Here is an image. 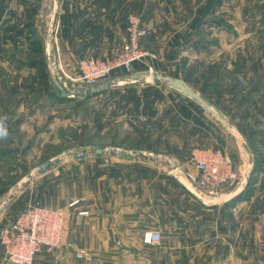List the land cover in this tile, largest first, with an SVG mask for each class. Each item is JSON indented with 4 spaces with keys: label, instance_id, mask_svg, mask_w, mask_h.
Returning a JSON list of instances; mask_svg holds the SVG:
<instances>
[{
    "label": "crops",
    "instance_id": "obj_1",
    "mask_svg": "<svg viewBox=\"0 0 264 264\" xmlns=\"http://www.w3.org/2000/svg\"><path fill=\"white\" fill-rule=\"evenodd\" d=\"M133 1L0 0V43H23L26 37L45 35L43 62L26 66L50 70L45 42L52 30L55 36H50V56L56 65L68 63L74 70L80 58H104L120 42L125 33L127 6ZM223 2L219 0V6ZM232 19L234 24L226 20L215 24L222 27L220 31L229 28L231 38H235L228 63L223 66L219 62L222 51L218 52L215 46L213 54L219 58L202 62L200 69H208L213 63L215 69L229 73L226 99L234 103L229 115L223 111L222 116L246 139L258 166L244 192L233 201L215 204H204L189 192L182 181L187 182L185 171H194L188 162L192 150L223 149V145H215L217 134L205 126L196 129L183 115H179L178 121L176 116L172 117L169 145L176 141L178 144L173 149L175 154L169 153L168 158L177 165V172L167 158L124 159L107 154L75 159L70 166H63V160L54 168L52 185L37 180L41 193L52 196L50 200L43 198L41 205L64 209L66 215L62 245L52 252L40 250L34 264H264V39H258V44L248 45V41L240 45L241 33L235 27L239 19L234 15ZM260 33L264 35V31ZM197 49L202 55L207 48L199 42ZM0 52L3 55L4 51ZM132 68L134 72H147L137 64ZM219 76L215 74L216 80ZM222 76L226 82L227 77ZM234 116L241 121L235 122ZM0 118L7 129V136L0 138V161H6L10 147L17 145L15 132L22 131L27 121L21 116L14 122L6 109L0 111ZM251 123L254 130L247 132ZM178 130L183 134L181 138L172 136ZM233 156L234 160L243 161L237 141ZM159 159H167L169 167ZM64 169L69 170L64 172L69 175L58 177ZM49 170L39 176L43 181L48 179ZM238 187H231L219 199ZM6 193L0 195V205ZM75 199L79 202L69 207ZM7 205L0 220L7 214ZM146 230H158L162 236L160 243L144 244L142 234ZM81 251L83 256L77 257Z\"/></svg>",
    "mask_w": 264,
    "mask_h": 264
},
{
    "label": "rangeland",
    "instance_id": "obj_2",
    "mask_svg": "<svg viewBox=\"0 0 264 264\" xmlns=\"http://www.w3.org/2000/svg\"><path fill=\"white\" fill-rule=\"evenodd\" d=\"M208 1L129 2L126 16L136 14L141 17L145 30L142 47L153 54V57L136 61L132 66L137 64L147 72L150 71V67L151 71L159 74V78L152 85L123 86L84 101L59 100L60 90L52 82L54 76L62 85L67 84L74 88L82 85L66 78L59 68L51 74L46 67L26 66L43 62L46 56L43 51L45 35L26 37L23 43L17 41L7 42L5 45L0 43L2 47L0 51H4L3 55L0 52V111L6 109L11 112V119L14 122L21 116L27 121L22 131L15 132L17 145L10 147L6 161H0V195L7 191L1 204L9 205L7 214L0 220V225L12 221L14 215L31 204H42V199L46 197L50 200L52 196L41 193L37 180H42V184L52 185L55 167L49 170L46 181H43L40 175H35L25 190H21L25 185L23 184L15 193L8 191L28 171L56 154L64 151L75 153L76 150L88 146L114 145L121 149L151 150L167 157L169 153L174 155L173 149L177 147L178 142L169 145V122L175 116L174 119L178 121L179 115H183L190 119L191 126L196 128L203 125L207 130L217 134V144H214L223 145V150L234 158L233 150L237 137L242 135L232 128V124L230 126L231 121H226L223 116L219 118L213 116L194 100L170 87L168 78L182 79L203 98L208 99L226 114L230 113L231 104L234 102L226 99L229 96V73L224 72L222 68L215 69L211 62L208 69L200 67L203 65L202 62H209L216 57H220L219 62L224 66L228 63L232 47L236 45L229 28L220 31L222 27L215 26L218 21L226 20L228 24H234L233 15L239 19L235 27L241 33L238 40L242 46L248 44V41V45H252L258 44V39H264V35L260 33L264 31V0H224L220 6L219 1L213 6L210 5L211 1ZM248 29L255 32H247ZM49 35L54 37L55 32L51 30ZM199 42L207 48L203 50L202 55H199L197 49ZM118 45L119 43L112 51ZM215 46H218V52L222 51L219 57L213 54ZM86 56L100 58L95 55ZM68 67L69 74L76 73L70 65ZM129 73H134L133 68L130 72L118 70L113 76ZM215 74L220 75L217 80ZM221 75L227 77L226 82H223ZM221 92H224V95ZM221 97L225 99L220 100ZM187 101L190 103L186 104ZM233 119L235 122L241 121L236 116ZM253 126V123L248 125L247 132L254 130ZM172 136L181 138L183 134L178 130L172 133ZM107 156L116 157L115 154ZM65 160L63 166H70V162L76 161L74 158ZM163 160L165 161L161 159L160 163L169 167V161ZM233 161L240 172L241 181L245 170L244 161L234 159ZM64 172L69 170L63 171L58 177L62 178L63 174L69 175ZM240 181L234 187L239 185Z\"/></svg>",
    "mask_w": 264,
    "mask_h": 264
},
{
    "label": "built area",
    "instance_id": "obj_3",
    "mask_svg": "<svg viewBox=\"0 0 264 264\" xmlns=\"http://www.w3.org/2000/svg\"><path fill=\"white\" fill-rule=\"evenodd\" d=\"M144 34L141 17L129 14L125 20L124 36L109 56L80 58L76 73H68L67 63L58 62L57 69L69 80L86 86L104 81L118 70L130 72L134 62L153 57L142 47ZM188 162L194 171H185L184 178L207 203H218L221 195L240 181V172L233 159L219 147H195ZM78 202V199L73 200L69 207ZM65 215L64 209L36 203L27 206L14 220L1 224L0 264H34L40 250L52 252L59 248L64 238ZM161 238L158 230H146L142 234V242L148 245L159 244ZM76 255L82 257L83 252Z\"/></svg>",
    "mask_w": 264,
    "mask_h": 264
},
{
    "label": "water",
    "instance_id": "obj_4",
    "mask_svg": "<svg viewBox=\"0 0 264 264\" xmlns=\"http://www.w3.org/2000/svg\"><path fill=\"white\" fill-rule=\"evenodd\" d=\"M46 51L48 54V66L52 72H55L57 69V65L54 59L50 56L52 52L51 44H50V36L47 37L46 42ZM159 78V74L157 72L148 71V72H134L125 75H118L110 77L104 81L99 83L83 86L78 85L77 88L69 87L67 84H60L58 79L54 76L53 81L57 85L60 90L59 95L61 97H65L68 99L84 101L88 98L105 93L111 89L120 88L123 86L129 85H152ZM168 85L173 89L180 91L184 96H187L197 102L200 106H202L207 112L211 113L215 117H221L223 114L220 110H218L210 101L203 98L199 93L195 92L191 86L185 83L180 78L169 77ZM227 120V117H224ZM237 144L241 150L243 161L245 163V170L242 173V179L240 181L239 187L226 196L225 198H221L218 200L219 203H228L233 201L240 194L244 192L246 187L250 184L252 180V175L257 171L251 155V149L246 139L241 136L237 137ZM89 152V154H88ZM107 154H115L119 158L129 159L133 156H143L146 158H167L174 169L177 172V165L172 162V160L164 155H159L154 153L151 150H136V149H121L118 146L114 145H98V146H88L76 150V152L64 151L62 153L56 154L55 156L46 159L40 164L36 165L32 170L28 171L17 183L14 185L8 192L15 193L16 189L25 184L29 179H31L35 175H41L51 169L52 167H56L60 162L65 159L74 158V159H83L87 157H102ZM182 184L189 190V192L200 202L204 204H208L203 197L198 194L193 186H191L186 181H182ZM5 205L2 203L0 205V213L3 211Z\"/></svg>",
    "mask_w": 264,
    "mask_h": 264
},
{
    "label": "trees",
    "instance_id": "obj_5",
    "mask_svg": "<svg viewBox=\"0 0 264 264\" xmlns=\"http://www.w3.org/2000/svg\"><path fill=\"white\" fill-rule=\"evenodd\" d=\"M211 1V3H210V5H215V2H217V1H219V0H209L208 2H210ZM207 2V3H208ZM52 82H53V84L57 87V85L55 84V82L53 81V79H52ZM57 89H59L58 87H57ZM58 98H59V100H65V99H68V98H65V97H61L60 95H58ZM208 100V99H207ZM209 101V100H208ZM212 103V102H211ZM213 104V103H212ZM218 110H220L221 112H223V110L222 109H220V108H218L215 104H213ZM229 119V118H228ZM254 166H255V168H256V170H258V166H257V164H256V162H254ZM252 181V180H251Z\"/></svg>",
    "mask_w": 264,
    "mask_h": 264
},
{
    "label": "clouds",
    "instance_id": "obj_6",
    "mask_svg": "<svg viewBox=\"0 0 264 264\" xmlns=\"http://www.w3.org/2000/svg\"><path fill=\"white\" fill-rule=\"evenodd\" d=\"M7 136V129L4 126L3 119L0 118V138Z\"/></svg>",
    "mask_w": 264,
    "mask_h": 264
}]
</instances>
